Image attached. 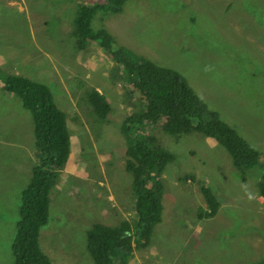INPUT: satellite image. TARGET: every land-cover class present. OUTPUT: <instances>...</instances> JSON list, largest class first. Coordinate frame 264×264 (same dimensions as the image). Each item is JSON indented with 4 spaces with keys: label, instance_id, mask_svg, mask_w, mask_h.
<instances>
[{
    "label": "rangeland",
    "instance_id": "obj_1",
    "mask_svg": "<svg viewBox=\"0 0 264 264\" xmlns=\"http://www.w3.org/2000/svg\"><path fill=\"white\" fill-rule=\"evenodd\" d=\"M103 1L0 0V264H15L21 192L40 157L32 115L4 85L9 74L48 85L68 118L71 152L39 237L54 264H94L87 231L136 219L126 147L148 134L174 154L160 175L162 219L145 245L118 256L130 264H255L264 256V161L242 180L228 151L200 132L170 135L143 123L124 135V118L143 109L140 92L110 51L92 40L80 49L74 35L80 5ZM92 27L110 33L113 50L125 46L183 74L264 158V0H127L119 12L98 11ZM89 88L110 104L104 120L93 114ZM203 185L220 202L212 217L199 216Z\"/></svg>",
    "mask_w": 264,
    "mask_h": 264
},
{
    "label": "trees",
    "instance_id": "obj_2",
    "mask_svg": "<svg viewBox=\"0 0 264 264\" xmlns=\"http://www.w3.org/2000/svg\"><path fill=\"white\" fill-rule=\"evenodd\" d=\"M127 0H104L81 4L74 20V35L80 49L87 40L96 41L131 76L133 88L140 92L143 109L126 116L121 130L129 135L143 123H159L170 135L182 132H200L213 138L231 156L232 164L246 180L248 171L263 163L261 152L238 131L208 108L187 78L176 69L165 67L143 57L125 46L112 49L113 38L106 29L92 27L95 14L102 11L119 12ZM8 91L22 100L33 119L34 143L40 152L29 182L22 189L19 219L12 242L15 264H54L40 247V230L49 221L50 190L60 169L71 152V135L67 114L55 103L48 85L19 74L4 78ZM87 100L96 119L104 120L110 104L96 88L86 91ZM127 169L133 175L136 219L123 221L119 226L95 223L87 231V247L94 264H130L118 254H129L134 247L149 241L154 226L162 219L164 187L160 175L174 154L152 135L133 136L126 147ZM264 198V173L257 183ZM206 209L199 216L212 217L220 206L209 186L201 187ZM255 264H264V256Z\"/></svg>",
    "mask_w": 264,
    "mask_h": 264
}]
</instances>
